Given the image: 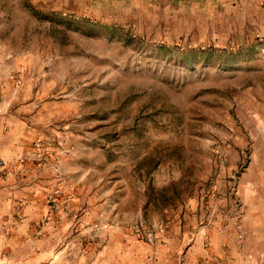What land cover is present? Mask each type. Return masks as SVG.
I'll return each instance as SVG.
<instances>
[{"label": "rangeland", "instance_id": "obj_1", "mask_svg": "<svg viewBox=\"0 0 264 264\" xmlns=\"http://www.w3.org/2000/svg\"><path fill=\"white\" fill-rule=\"evenodd\" d=\"M0 264H264V0H0Z\"/></svg>", "mask_w": 264, "mask_h": 264}]
</instances>
